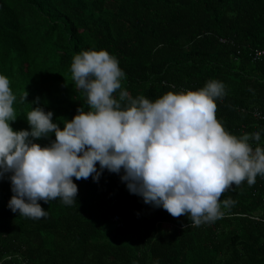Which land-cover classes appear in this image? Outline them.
Here are the masks:
<instances>
[{"label":"trees","instance_id":"1","mask_svg":"<svg viewBox=\"0 0 264 264\" xmlns=\"http://www.w3.org/2000/svg\"><path fill=\"white\" fill-rule=\"evenodd\" d=\"M87 49L118 59L132 97L155 101L221 81L217 119L237 136L259 132L264 146V54L254 58L264 50V0H0V74L17 97L14 130H30L37 104L61 128L87 110L70 70ZM122 175L73 177L74 204L40 201L48 213L40 219L12 212L10 179H0V264H264V177L232 185L220 197L223 216L193 226L144 203Z\"/></svg>","mask_w":264,"mask_h":264},{"label":"clouds","instance_id":"2","mask_svg":"<svg viewBox=\"0 0 264 264\" xmlns=\"http://www.w3.org/2000/svg\"><path fill=\"white\" fill-rule=\"evenodd\" d=\"M70 70L75 88L86 94L87 110L81 105L61 128L53 112L37 104L26 116L30 130L12 128L17 97L0 74V179H10L12 212L47 217L40 201L60 198L69 206L76 201L73 177L98 181L104 169L123 170L121 180L144 203L200 226L223 216L220 197L232 185L251 186L258 175L264 177L260 133L234 135L216 117V100L226 95L221 81L168 91L152 101L122 89L126 74L107 50H81ZM27 96L25 91L20 103ZM52 133L50 143L36 142Z\"/></svg>","mask_w":264,"mask_h":264},{"label":"built area","instance_id":"3","mask_svg":"<svg viewBox=\"0 0 264 264\" xmlns=\"http://www.w3.org/2000/svg\"><path fill=\"white\" fill-rule=\"evenodd\" d=\"M262 54H264V50H257L256 52H255V54H254V58L255 59H257V58H260L261 56H262ZM254 115L255 116H257L259 113H258V111L255 109L254 110ZM262 118H264V117H262Z\"/></svg>","mask_w":264,"mask_h":264}]
</instances>
